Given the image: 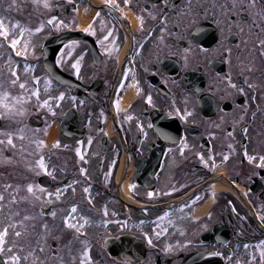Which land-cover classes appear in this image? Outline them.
Segmentation results:
<instances>
[{"label": "flooded vegetation", "instance_id": "af4514ba", "mask_svg": "<svg viewBox=\"0 0 264 264\" xmlns=\"http://www.w3.org/2000/svg\"><path fill=\"white\" fill-rule=\"evenodd\" d=\"M0 18L18 264H264V0H0Z\"/></svg>", "mask_w": 264, "mask_h": 264}, {"label": "snow or ice", "instance_id": "6c2138e0", "mask_svg": "<svg viewBox=\"0 0 264 264\" xmlns=\"http://www.w3.org/2000/svg\"><path fill=\"white\" fill-rule=\"evenodd\" d=\"M53 20H55L56 18L55 17H53L52 18ZM37 31L39 30V29H36ZM23 29H21V33H20V35H23ZM0 37H4L5 39H8V37H9V30H8V27L5 25V23H4V20H3V18H0ZM10 43H11V46L13 47V48H15L16 47V44L18 43V37H16V36H13L12 38H11V40H10ZM105 51H108V49H105ZM75 67L77 68V70L79 69V64L77 63L76 65H75ZM35 79H39L38 77L37 78H35ZM15 81H13V83H14ZM21 87H23V85H21ZM37 95L39 94V90L37 89V93H36ZM63 95H64V93H61L60 94V96H61V98L63 97ZM148 100H149V102H151V97H148ZM45 103H47V101H45ZM187 114V113H186ZM9 143H11V136H9ZM42 143V142H41ZM77 151L79 152V149H77ZM250 159H251V157H249ZM261 160L262 161H264V157H261ZM39 166L42 168V169H44L45 171H47V168H46V166H45V163H44V159H43V157H41L40 158V161H39ZM28 188H29V190H31V188H32V185H28ZM153 193H149V195H152ZM73 207V210H75V208H76V206L75 205H73L72 206ZM70 226H72V227H75V225H70ZM7 235V228L5 227L2 231H0V252H2L3 251V247H4V245H5V236ZM17 235H19V233H17ZM84 255L85 256H87L88 255V253H87V251H85V253H84ZM8 259L10 260V261H15V262H17V264H18V262H19V260H20V257L19 256H16V255H13V256H10V257H8Z\"/></svg>", "mask_w": 264, "mask_h": 264}, {"label": "rangeland", "instance_id": "374dc122", "mask_svg": "<svg viewBox=\"0 0 264 264\" xmlns=\"http://www.w3.org/2000/svg\"><path fill=\"white\" fill-rule=\"evenodd\" d=\"M10 206L11 204H3L4 209L8 212L10 210ZM2 225H1V231L6 227L7 228V235L5 236V245L3 247V254H5L6 259L8 260V262H10V260L8 259V257H10L11 254V246L13 245V241L12 238L15 237V229H13V227L11 228L10 224H9V218L5 215L2 214ZM12 237V238H11ZM12 241V242H11Z\"/></svg>", "mask_w": 264, "mask_h": 264}, {"label": "water", "instance_id": "95a60500", "mask_svg": "<svg viewBox=\"0 0 264 264\" xmlns=\"http://www.w3.org/2000/svg\"><path fill=\"white\" fill-rule=\"evenodd\" d=\"M187 259L191 261H198L200 264H220L218 262H214V258L205 253L189 255ZM0 264H5V261L0 259Z\"/></svg>", "mask_w": 264, "mask_h": 264}]
</instances>
